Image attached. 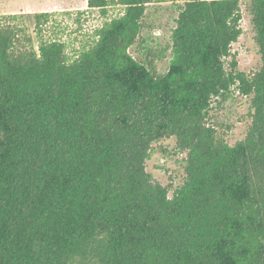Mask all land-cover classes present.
I'll return each mask as SVG.
<instances>
[{"label": "trees", "instance_id": "1", "mask_svg": "<svg viewBox=\"0 0 264 264\" xmlns=\"http://www.w3.org/2000/svg\"><path fill=\"white\" fill-rule=\"evenodd\" d=\"M115 1L124 13L72 60L0 17V264H264V0L250 3V75L225 66L238 0H180L164 73L128 53L160 0ZM50 16L34 13L36 28ZM232 86L253 111L228 145L206 116ZM167 136L186 152L171 196L145 171Z\"/></svg>", "mask_w": 264, "mask_h": 264}, {"label": "rangeland", "instance_id": "2", "mask_svg": "<svg viewBox=\"0 0 264 264\" xmlns=\"http://www.w3.org/2000/svg\"><path fill=\"white\" fill-rule=\"evenodd\" d=\"M238 2L241 33L231 44L225 66H228L231 59H235L237 70L250 75L260 67L261 58L254 40L251 0ZM182 5L183 1L180 0L147 3L141 19V31L135 42L128 47V53L141 62L153 58L157 72H166L172 58L171 32ZM45 11L51 16L39 30L33 15ZM123 13L124 7L115 0L109 1L105 12L87 8V0H0V17L20 26L30 37V46L36 49L41 41H59L63 43L69 60L74 59L82 48L93 44L98 28ZM11 15L15 16L5 19ZM252 111L251 96L241 94L232 86L223 97L211 99L206 124L213 127L217 137L233 145L245 137ZM176 144L175 136L152 141L145 161V171L155 182L168 187L169 196L185 177L186 152L179 150Z\"/></svg>", "mask_w": 264, "mask_h": 264}]
</instances>
